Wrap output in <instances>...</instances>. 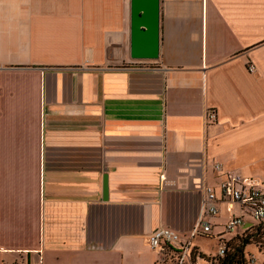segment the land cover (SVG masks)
<instances>
[{
    "label": "crops",
    "instance_id": "crops-1",
    "mask_svg": "<svg viewBox=\"0 0 264 264\" xmlns=\"http://www.w3.org/2000/svg\"><path fill=\"white\" fill-rule=\"evenodd\" d=\"M245 147L264 149V0H161L154 60L131 56V0H0V264H172L149 234H190L217 161L264 187Z\"/></svg>",
    "mask_w": 264,
    "mask_h": 264
},
{
    "label": "built area",
    "instance_id": "built-area-1",
    "mask_svg": "<svg viewBox=\"0 0 264 264\" xmlns=\"http://www.w3.org/2000/svg\"><path fill=\"white\" fill-rule=\"evenodd\" d=\"M135 68L153 69V65L143 61L136 62ZM250 69L254 70L255 66L250 65ZM207 118L211 120L217 119V113L214 109H209ZM215 169L221 175L220 190L221 195L217 194V190L213 186H206L203 196L202 209L199 219L190 234L183 237L178 231L171 227H158L149 234L148 240L150 246L159 253H167L171 256L172 264H205L208 262L202 258V252L193 245V239L198 236L214 235L220 242V247L211 261L225 256L227 251V241L232 237L242 235L249 227L264 222V187L259 179L242 175L235 170H226L220 162L215 163ZM239 204L246 209L248 216L237 214L235 209ZM227 215L223 224V229L219 233H214V224L207 218ZM257 220V221H256ZM229 233L233 236L226 238L225 234ZM196 253L194 255V251ZM207 257V255L205 256ZM252 263L256 264L255 259ZM210 264V263H209Z\"/></svg>",
    "mask_w": 264,
    "mask_h": 264
},
{
    "label": "water",
    "instance_id": "water-1",
    "mask_svg": "<svg viewBox=\"0 0 264 264\" xmlns=\"http://www.w3.org/2000/svg\"><path fill=\"white\" fill-rule=\"evenodd\" d=\"M161 42V0H131V56L158 59ZM107 175L104 198H107Z\"/></svg>",
    "mask_w": 264,
    "mask_h": 264
},
{
    "label": "rangeland",
    "instance_id": "rangeland-1",
    "mask_svg": "<svg viewBox=\"0 0 264 264\" xmlns=\"http://www.w3.org/2000/svg\"><path fill=\"white\" fill-rule=\"evenodd\" d=\"M241 152L242 153L240 154V158L238 160L237 166H242L244 170H247L250 172L257 171V170L264 171V158H263L264 149L263 148H256L253 150H249L248 148L245 147L241 149ZM262 225H264V222L257 224L252 231H247L245 233L243 232V234L241 235L242 237H247V239L250 240V242L245 247V253L247 254V257L251 259L250 264H253L252 259H255L256 264H264L262 263L264 262V226L261 228V231H262L261 236L256 238V236H253V234H251L256 231H259L260 229H256V227L258 228L259 226H262ZM219 229H223V226L220 225ZM219 229H217V231ZM226 235L228 238L231 237L229 233H226L225 236ZM238 241L239 240H237V242ZM195 243L203 247L207 251V253H210V255H207V259H210V260H212V258L215 257L218 251V248L220 246V243L216 240V238H213V237L198 236L196 237ZM200 262L205 264L203 259H201Z\"/></svg>",
    "mask_w": 264,
    "mask_h": 264
},
{
    "label": "trees",
    "instance_id": "trees-1",
    "mask_svg": "<svg viewBox=\"0 0 264 264\" xmlns=\"http://www.w3.org/2000/svg\"><path fill=\"white\" fill-rule=\"evenodd\" d=\"M263 226L264 225L259 226L258 228L256 227V229H260V230L251 234H253V236H256V238L261 236L262 235L261 228ZM254 227L253 226L249 227L248 229L245 230V232L252 231ZM237 240L239 241L237 242ZM249 242L250 240L247 239V237H242L240 235L234 236L226 243L227 251L224 257L218 258L215 261H211L210 259H207V257H205L206 256L205 254L202 253L203 255L201 256L208 262V264L209 263L210 264H250L251 259L247 257V254L245 253V247ZM197 249L198 248H196V250ZM196 250L194 251V255L196 253Z\"/></svg>",
    "mask_w": 264,
    "mask_h": 264
}]
</instances>
